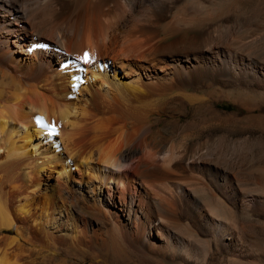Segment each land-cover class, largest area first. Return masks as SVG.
<instances>
[{
    "label": "bare ground",
    "instance_id": "bare-ground-1",
    "mask_svg": "<svg viewBox=\"0 0 264 264\" xmlns=\"http://www.w3.org/2000/svg\"><path fill=\"white\" fill-rule=\"evenodd\" d=\"M220 9L0 0V264L94 247L169 264H264V241L246 226L264 228V172L248 176L246 139L166 142L172 127L159 125L183 124L187 106L233 113L215 92L264 100L260 43L230 45L213 24Z\"/></svg>",
    "mask_w": 264,
    "mask_h": 264
},
{
    "label": "rangeland",
    "instance_id": "rangeland-1",
    "mask_svg": "<svg viewBox=\"0 0 264 264\" xmlns=\"http://www.w3.org/2000/svg\"><path fill=\"white\" fill-rule=\"evenodd\" d=\"M217 3L218 6L221 5V9L217 12L213 24L225 30V35L232 46L240 40V37L244 38L242 42L260 43L253 54L264 62V0H217ZM205 94L199 92L201 97H206ZM247 96L251 97L250 100L245 99ZM163 100L168 101V98L164 97ZM212 100H217V107L226 106L225 108L233 113L223 118H215L211 113L209 114L205 106H187L184 110V125L175 126L176 121L172 119L169 121L162 119L159 123L160 126L172 127L171 134L164 141L180 143L184 134H189L192 138L203 142L210 135L212 141H218L223 146L226 143L228 146L239 138H245L248 144V151L245 153L250 158L245 166L247 174H250L248 176L264 172V100L258 95L238 91L215 92ZM246 226L264 241L262 226L254 222H248ZM143 254L134 249L121 257H111L103 250L94 247L84 252H74L72 257L62 254L63 257L57 259L58 261L42 255H36V259L40 264H169Z\"/></svg>",
    "mask_w": 264,
    "mask_h": 264
},
{
    "label": "snow or ice",
    "instance_id": "snow-or-ice-1",
    "mask_svg": "<svg viewBox=\"0 0 264 264\" xmlns=\"http://www.w3.org/2000/svg\"><path fill=\"white\" fill-rule=\"evenodd\" d=\"M77 59H81V60H83V62H84L85 64H87V63L90 62V61H89L88 53H85L83 57H78Z\"/></svg>",
    "mask_w": 264,
    "mask_h": 264
}]
</instances>
